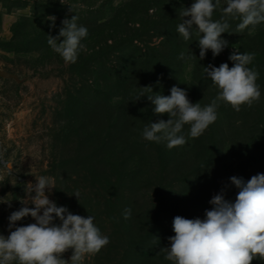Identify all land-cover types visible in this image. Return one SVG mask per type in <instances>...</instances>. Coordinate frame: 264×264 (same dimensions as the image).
<instances>
[{
	"label": "rangeland",
	"instance_id": "rangeland-1",
	"mask_svg": "<svg viewBox=\"0 0 264 264\" xmlns=\"http://www.w3.org/2000/svg\"><path fill=\"white\" fill-rule=\"evenodd\" d=\"M194 2L63 0L62 4L60 0H0V71L16 76H0V235L10 234L8 218L11 212L23 206L20 201L26 198V186L34 185L36 177L47 176L54 180L56 187L51 193L46 190L49 199L73 214L85 218L92 215L94 224L109 237L110 243L99 253L86 255L83 264H171L160 249L170 246L168 237L175 235L172 230L175 216L204 219L214 195L223 191L225 199L235 201L238 189L231 184L230 177L247 181L253 175L264 173V146L259 147L254 140L259 136L258 140L264 143V117L259 120V114L264 115V23L236 33L237 20L230 29L233 33L227 36L228 47L216 57L211 50L206 55L210 54L219 62L214 65L219 67L221 63L234 66L229 60L234 51L255 53L249 67L259 72V102L252 107L242 105L239 112L220 102L217 120L198 138H190V126L185 125L180 134L186 137L187 143L169 149L165 165L157 158L154 142L142 137L145 123L141 124L138 119L131 123L126 133L137 156L134 166L141 170L136 184L127 191L122 202H126L122 213L125 208H131L127 225L124 217L110 220L103 191L87 175L84 159L91 148L84 143L85 122L92 113L91 128L96 130L101 120L96 111L101 109V104L96 99H88L93 96L88 94L86 83L69 68L70 63L50 48L47 36H57L61 22L73 15L78 17L77 23L86 28L94 24H109L117 29L124 25L141 28L142 24L148 27L152 21L159 22V15L179 17L178 9L190 7ZM225 6V0H221V8L214 11L212 18L220 19ZM50 15L56 17L55 27H50L51 21L46 19ZM42 32L44 35H40ZM197 38L192 35L184 41L181 51L186 56L191 51L197 57L180 59L178 70L183 86L195 76V64L196 71L204 72L203 67H206V61L199 58ZM160 40L161 37L146 38L147 51L152 46L157 47ZM88 41L84 39L82 43L87 47ZM150 70L147 68V74ZM142 75L139 70L134 80L140 82ZM186 91L190 102H199L203 107L211 103L219 90L208 79ZM92 104L94 108L90 112ZM161 118L167 121L170 117L165 113ZM209 145L212 147L210 155L205 152ZM204 161L206 164L202 165ZM98 167L100 165H96ZM76 192L79 199L70 195ZM27 206L34 207L31 203ZM160 220L168 221L169 231L157 241L155 248L148 243L147 249L144 244V248L132 246V237L135 242L146 237L148 241L150 233L153 234L151 229ZM35 222L28 216L15 226ZM55 223L60 221L56 219ZM72 251L69 249L62 254L63 258L70 260ZM252 264H264V261L254 259Z\"/></svg>",
	"mask_w": 264,
	"mask_h": 264
},
{
	"label": "clouds",
	"instance_id": "clouds-1",
	"mask_svg": "<svg viewBox=\"0 0 264 264\" xmlns=\"http://www.w3.org/2000/svg\"><path fill=\"white\" fill-rule=\"evenodd\" d=\"M60 2L63 4V0ZM225 4L221 9L222 16L217 20L212 17L214 11L221 8V0H195L190 7L178 9L182 22L176 31L187 41L193 28L196 29L200 59H204L209 50L216 57L228 47L229 42L222 38V33H233L229 31L230 19L239 21L236 33L264 23V0H225ZM46 19L51 21L50 27H55V16ZM77 20L75 15L64 19L59 34L47 36L50 48L66 63H76L80 51L86 47L82 41L88 36V29ZM178 58L197 57L190 51L187 56L181 52ZM254 59L253 52L238 54L234 51L229 56L234 62L231 68L228 63L203 67L206 77L219 90L211 103L203 107L199 102H190L187 91L175 85L169 96L153 93L150 85L138 87L135 101L147 97L155 106V114L167 113L170 117L167 121L146 124L143 139L155 143L166 141L168 149L183 146L187 143L186 137L180 134L184 126H190V138H198L217 120L220 102L231 105L237 112L242 105L252 107L258 103L261 97L257 84L259 72L249 67ZM230 182L238 189L234 202L225 199L221 191L210 199L212 207L205 210L204 219L174 217L172 230L175 235L168 237L170 246L160 249L165 253V260L171 264H252L254 259L264 261V173L253 175L247 181L232 176ZM54 188V180L47 176L36 177L34 185L29 183L26 186V198L20 201L23 206L9 215L10 234L7 237L0 235V264H83L86 255H95L110 243L109 237L94 224L92 215L85 218L73 214L67 207L57 206L49 199L46 190L51 193ZM70 195L79 199V192ZM29 203L34 207H28ZM123 215L124 219H130L131 208H125ZM28 216L36 222L15 226L17 221ZM56 219L60 223H55ZM69 249L73 250L72 255L66 260L62 254Z\"/></svg>",
	"mask_w": 264,
	"mask_h": 264
},
{
	"label": "trees",
	"instance_id": "trees-1",
	"mask_svg": "<svg viewBox=\"0 0 264 264\" xmlns=\"http://www.w3.org/2000/svg\"><path fill=\"white\" fill-rule=\"evenodd\" d=\"M146 8L144 10L147 12ZM159 16L160 21H152L148 27L147 24H142L141 28H128L124 25L117 29L109 24L96 26L94 24L93 27H87L88 36L85 38L89 40L87 47L80 51L76 63L69 64V68L77 72L86 83L88 94L93 96V99L87 98L94 101L96 99L101 104V109L96 111L101 117L96 130L91 128L92 113H89L85 122L84 143L89 145L91 151H88L84 160L87 163V175L91 182L96 183L103 191L104 206L111 221L118 220L119 216L123 220L122 209L126 202L123 204L122 202L126 199L127 191L136 184V178L141 170L134 166L137 165V156L126 132L136 119L146 125L150 122H158L163 115L154 113L155 106L147 100V97L135 101L138 87L150 85L153 93L169 96L170 89L174 85L186 90L189 87H198L199 83L209 79L205 72L196 71L195 64V76L193 75L185 86L181 85L182 78L178 70L181 61L178 57L184 48L185 40L177 33L176 27L182 22V18ZM237 22L230 19V29ZM147 35L149 38L161 37L158 46L150 47L149 51H147ZM192 35L199 38L195 28L192 30ZM228 35L227 32L222 33V38L227 39ZM204 60L206 67L219 63L214 61L210 54H207ZM147 68L151 69L148 74ZM139 70L143 73L140 82L134 80ZM93 108L92 104L90 112ZM262 117L264 115L259 114L260 121ZM258 137L254 140L258 142L259 147L264 146ZM166 144V141L154 142L157 158L164 165L170 154ZM211 148L210 145L206 147V154H211ZM205 164L204 161L202 165ZM96 165H100V168L97 169ZM126 220H123L125 225H127ZM167 222L160 220L158 224L155 223V228L151 229L153 234L150 233L148 241L146 237L135 242L132 237L130 243L140 248L144 244L146 249L148 243L155 248L156 239L161 240L169 231Z\"/></svg>",
	"mask_w": 264,
	"mask_h": 264
},
{
	"label": "water",
	"instance_id": "water-1",
	"mask_svg": "<svg viewBox=\"0 0 264 264\" xmlns=\"http://www.w3.org/2000/svg\"><path fill=\"white\" fill-rule=\"evenodd\" d=\"M0 76L2 77H11V78H16L15 75L9 73V72H4V71H0Z\"/></svg>",
	"mask_w": 264,
	"mask_h": 264
}]
</instances>
